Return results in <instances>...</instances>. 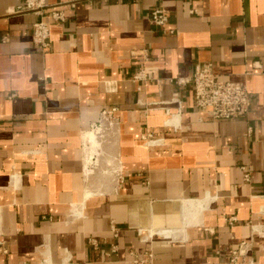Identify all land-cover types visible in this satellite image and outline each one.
<instances>
[{"label":"crops","instance_id":"1","mask_svg":"<svg viewBox=\"0 0 264 264\" xmlns=\"http://www.w3.org/2000/svg\"><path fill=\"white\" fill-rule=\"evenodd\" d=\"M23 1L0 0V264H132L129 251L147 248L153 264H232L252 234L247 262L264 264L252 228L264 225V0H45L67 15L45 17L47 50L33 41L40 16L14 12ZM206 62L247 86V117L214 120L175 83ZM143 63L156 78L138 90ZM104 110L119 179L101 188L85 133ZM150 229L173 233L141 242Z\"/></svg>","mask_w":264,"mask_h":264},{"label":"built area","instance_id":"2","mask_svg":"<svg viewBox=\"0 0 264 264\" xmlns=\"http://www.w3.org/2000/svg\"><path fill=\"white\" fill-rule=\"evenodd\" d=\"M80 0H73L70 2L72 6ZM14 12H34L40 16V19L34 22L32 27L33 41L41 49L47 50L50 47L51 40V25L45 20L49 14L54 21H65L67 15L61 6H50L45 0H24L17 5ZM192 12H196L193 9ZM151 16L155 25L159 28L166 26L169 22V15L160 6H156L151 11ZM173 32V30H171ZM5 41L9 40V36L4 37ZM145 62L148 60L146 54L143 55ZM133 81L138 84V90H141V82L156 78L154 68L146 63L141 64L138 71L132 76ZM179 86L192 85L194 90V98L196 106L204 111H207L210 117L217 119H235L247 117L252 108V99L248 88L245 84L232 80H225L220 78L214 69L212 62H206L196 66L194 73L190 77H180L176 79ZM175 101H180L176 98ZM159 102H150L149 105H157ZM153 107V106H152ZM169 112V110H167ZM114 114V110H104L102 115ZM149 135H147L148 137ZM245 173V179L250 180L251 173L242 167ZM236 218H230V222H234ZM112 231L115 236H118V228L114 223L111 224ZM253 233L257 234L263 239L262 251L264 253V225H253ZM140 240L143 243H151L155 236L170 237L173 233L170 229H150L139 230ZM254 235L250 239L240 242L239 246L235 248L230 256L232 264H250L248 261L249 253L253 247ZM4 242L0 240V248L5 251ZM118 251L117 245L113 244L110 251L106 254L108 257ZM130 255L132 257V264H153L155 254L152 248L145 249L142 253L131 249ZM42 264H52L49 260Z\"/></svg>","mask_w":264,"mask_h":264},{"label":"rangeland","instance_id":"3","mask_svg":"<svg viewBox=\"0 0 264 264\" xmlns=\"http://www.w3.org/2000/svg\"><path fill=\"white\" fill-rule=\"evenodd\" d=\"M94 126H98L96 129L98 130L99 128L105 127V131L102 133L103 136H101L100 138L103 140V145H104V151L102 152V156H100V163L99 166L96 165V172L93 174L92 179L90 180L89 184H91L94 179L99 181V186H108V184H112L115 183V181H118L119 177H118V173L116 172L115 174H110L109 171H111L106 165L107 163V158L111 155V153L109 152V150L111 149L110 147V142L112 140V137L115 135L116 133V126H117V119L115 117V115H110V114H105V115H101L100 119L98 120V122L95 123ZM112 126V128H110ZM115 130H114V128ZM102 132V131H101ZM101 132H98V134H96V137L99 139V134H101ZM101 141L100 144L97 148V151H99V148H101ZM110 148V149H109ZM101 153H98L97 155L99 156ZM96 155V156H97ZM98 164V163H97Z\"/></svg>","mask_w":264,"mask_h":264},{"label":"bare ground","instance_id":"4","mask_svg":"<svg viewBox=\"0 0 264 264\" xmlns=\"http://www.w3.org/2000/svg\"><path fill=\"white\" fill-rule=\"evenodd\" d=\"M98 132H101V128H99L98 130L95 129L93 131L85 133L87 135L86 136V141H87V148H86L87 170H86V175H87L88 179L91 178V176L94 174V171H95L94 168H93V170L89 169V166L92 164L97 165L95 157L98 153H100L97 151V148L100 144V140H98V138L96 137V134H98ZM88 195H90V193H88Z\"/></svg>","mask_w":264,"mask_h":264}]
</instances>
